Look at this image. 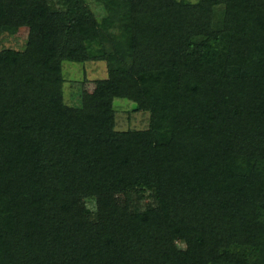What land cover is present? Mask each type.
I'll use <instances>...</instances> for the list:
<instances>
[{
  "label": "trees",
  "instance_id": "obj_1",
  "mask_svg": "<svg viewBox=\"0 0 264 264\" xmlns=\"http://www.w3.org/2000/svg\"><path fill=\"white\" fill-rule=\"evenodd\" d=\"M99 1L0 0V264H264V0Z\"/></svg>",
  "mask_w": 264,
  "mask_h": 264
},
{
  "label": "rangeland",
  "instance_id": "obj_2",
  "mask_svg": "<svg viewBox=\"0 0 264 264\" xmlns=\"http://www.w3.org/2000/svg\"><path fill=\"white\" fill-rule=\"evenodd\" d=\"M99 0H88L92 10L98 18L107 16L111 18V13L107 7L101 5ZM28 30L18 29L14 34L2 33L0 35V51L13 49L22 51L27 43ZM64 78L63 97L64 102L72 107L80 105V99L84 94H92L95 91L96 81L105 77L106 67L102 62L71 63L62 64ZM115 129L117 131L145 130L149 124V114L144 111H136V106L131 101L125 99H114ZM147 196V194L145 195ZM122 199V198H121ZM153 198L147 196L145 203L150 205ZM87 207L94 210V203L87 202Z\"/></svg>",
  "mask_w": 264,
  "mask_h": 264
}]
</instances>
